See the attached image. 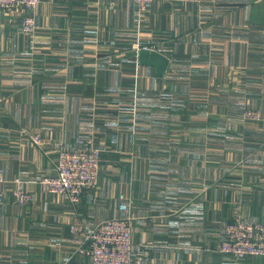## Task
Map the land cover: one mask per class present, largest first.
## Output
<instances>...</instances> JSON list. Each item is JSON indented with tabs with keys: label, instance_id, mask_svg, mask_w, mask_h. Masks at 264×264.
Segmentation results:
<instances>
[{
	"label": "crops",
	"instance_id": "1",
	"mask_svg": "<svg viewBox=\"0 0 264 264\" xmlns=\"http://www.w3.org/2000/svg\"><path fill=\"white\" fill-rule=\"evenodd\" d=\"M35 19L0 15V264H89L71 226L123 215L122 194L142 264H264L221 251L229 223L264 224V0H42ZM82 146L100 185L73 204L41 180Z\"/></svg>",
	"mask_w": 264,
	"mask_h": 264
},
{
	"label": "built area",
	"instance_id": "2",
	"mask_svg": "<svg viewBox=\"0 0 264 264\" xmlns=\"http://www.w3.org/2000/svg\"><path fill=\"white\" fill-rule=\"evenodd\" d=\"M102 1L115 4L117 0ZM133 1L143 12L152 2L163 0ZM40 3L41 0H0V15L9 12L21 16L22 31L31 35L37 29L35 16ZM255 119H259V114ZM32 140L39 143L41 137L37 134ZM100 176L101 150L98 147L82 146L75 150L59 152L57 172L43 177L41 182L48 192L64 194L70 201L78 202L84 192L98 187ZM13 196L19 204H27L32 199L30 194L21 188L14 189ZM120 199L123 215L105 220L87 232L80 226H72L74 232L85 236V241L78 251L90 258L89 264H142V260L133 254V222L129 216V201L123 194ZM3 201V193L0 190V207ZM221 251L235 258L264 257V224L240 220L229 223Z\"/></svg>",
	"mask_w": 264,
	"mask_h": 264
},
{
	"label": "water",
	"instance_id": "3",
	"mask_svg": "<svg viewBox=\"0 0 264 264\" xmlns=\"http://www.w3.org/2000/svg\"><path fill=\"white\" fill-rule=\"evenodd\" d=\"M138 61L141 65H151L156 68V73L162 76L166 73L170 60L158 50L142 47L138 53Z\"/></svg>",
	"mask_w": 264,
	"mask_h": 264
},
{
	"label": "rangeland",
	"instance_id": "4",
	"mask_svg": "<svg viewBox=\"0 0 264 264\" xmlns=\"http://www.w3.org/2000/svg\"><path fill=\"white\" fill-rule=\"evenodd\" d=\"M42 1V0H41ZM164 1V0H163ZM155 2H160V1H155ZM153 3V2H152ZM149 7V6H148ZM148 9V8H147ZM146 9V10H147ZM145 10V11H146ZM145 11H143V12H145ZM220 98H222L220 95H218ZM222 101V99L221 100H219V99H214L213 100V102H212V104H216V105H223V102H221ZM207 104H211L210 102H208ZM257 112H255V111H253V110H248V111H246L245 112V118H247V119H249V120H260V117H259V119H255L256 118V116H257V114H256ZM234 122H239L240 120H241V117H236V118H231ZM100 149V148H99ZM101 150V149H100ZM102 151V150H101ZM219 152H223V150H221V149H216V155L217 156H221V153H219ZM2 173H3V171L2 170H0V177H1V179H2V181L1 182H3V175H2ZM0 182V183H1ZM17 182H18V180H17ZM100 182V181H99ZM42 183V182H41ZM43 185V184H42ZM99 185H100V183H99ZM99 185H98V187H99ZM44 186V185H43ZM97 187V188H98ZM16 188H21V187H14L13 188V190H12V196H13V191H14V189H16ZM97 188H94V190H96ZM22 190H24L23 188H21ZM46 189V188H45ZM0 190L2 191V189L0 188ZM24 191H26V190H24ZM47 191V190H46ZM89 191H92V190H87L86 192H89ZM27 193H29L28 191H26ZM48 192V191H47ZM86 192H84L83 193V195L86 193ZM2 193H3V191H2ZM50 193V192H49ZM30 194V193H29ZM53 194H57V193H53ZM62 195H64V194H62ZM83 195H82V197H83ZM30 196H31V194H30ZM66 196V195H65ZM3 197H4V193H3ZM82 197H81V199H82ZM31 198H32V196H31ZM68 198V197H67ZM81 199L78 201V202H72V201H70V199L68 198V200L71 202V203H73V204H77V203H79L80 201H81ZM5 201V200H4ZM4 201H3V203H4ZM13 201H14V203H16V204H19V203H17L16 201H15V199H14V196H13ZM31 201H32V199H31ZM30 201V202H31ZM29 202V203H30ZM3 203H2V205H3ZM29 203H27V204H29ZM27 204H19V205H27ZM2 205H1V207H2ZM1 207H0V209H1ZM112 218H114V217H112ZM108 219H111V218H107V219H105V220H108ZM105 220H103V221H105ZM102 221V222H103ZM239 221V220H238ZM241 221V220H240ZM102 222H100V223H98L96 226H98L99 224H101ZM236 222V221H235ZM232 223V222H231ZM95 226V227H96ZM95 227H93V228H95ZM92 228V229H93ZM91 230V229H90ZM71 231H72V233H74V234H78V235H80V236H82L83 238H85V236H84V234H82V233H79V232H74L73 230H72V226H71ZM85 232H87L86 230H84ZM89 231V230H88Z\"/></svg>",
	"mask_w": 264,
	"mask_h": 264
}]
</instances>
